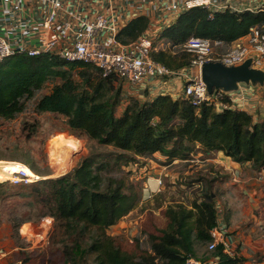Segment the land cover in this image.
<instances>
[{
    "label": "trees",
    "instance_id": "obj_1",
    "mask_svg": "<svg viewBox=\"0 0 264 264\" xmlns=\"http://www.w3.org/2000/svg\"><path fill=\"white\" fill-rule=\"evenodd\" d=\"M149 23L147 17L137 16L117 37L129 43ZM263 24L264 11L223 10L211 16L204 7L190 8L160 34L173 48H155V42L152 56L172 69L187 67L193 58L183 45L191 36L222 40L229 49L253 26ZM114 79L90 63L67 61L51 53H17L0 61V117L14 118L24 111L27 100L36 99V112L62 115L68 131L87 135L102 147L84 156L72 172L34 186L46 213L72 239L63 244L66 262L79 264L94 253L91 264H185L189 256L198 258L196 246L208 245L210 231L217 224L214 178L198 187L190 203L168 204L166 225L147 233V248L130 250L108 229L137 206L142 187L120 170L139 156L159 153L171 164L175 159L188 160L194 150L221 151L260 170L264 167V119L255 120L233 105L228 94L220 99L221 104L211 100L194 104L187 97L159 94L145 101L130 97L122 105V86ZM47 83H53L51 91L37 96ZM210 251L198 258L201 264H213V259L215 264L243 261L226 253L223 244Z\"/></svg>",
    "mask_w": 264,
    "mask_h": 264
},
{
    "label": "built area",
    "instance_id": "obj_2",
    "mask_svg": "<svg viewBox=\"0 0 264 264\" xmlns=\"http://www.w3.org/2000/svg\"><path fill=\"white\" fill-rule=\"evenodd\" d=\"M194 7L206 8L211 16L223 10L257 13L264 11V0H0V61L17 53H51L67 61L90 63L104 75H113L116 83L137 86L152 79L179 78L184 80L183 97L194 104L205 100L221 104L227 94L233 101L222 88L208 92L201 66L207 61L237 66L251 58V66L264 70V24L253 26L246 41L232 44L222 53L215 52L224 46L222 40L191 36L183 45L193 55L187 67L172 69L155 60L156 37ZM137 16L149 19L150 31L129 43L121 42L119 31ZM193 66L199 73H193ZM241 98L245 99V92ZM145 189L149 196L152 190ZM210 233V250L218 244L225 246L224 228L218 221ZM185 264L201 262L189 256Z\"/></svg>",
    "mask_w": 264,
    "mask_h": 264
},
{
    "label": "rangeland",
    "instance_id": "obj_3",
    "mask_svg": "<svg viewBox=\"0 0 264 264\" xmlns=\"http://www.w3.org/2000/svg\"><path fill=\"white\" fill-rule=\"evenodd\" d=\"M155 41L156 48H173L164 39L156 37ZM223 51L225 50L222 48L215 49V52L218 53ZM191 56L193 58L192 54ZM193 67L197 73L196 68L198 67ZM117 84L122 86V82H117ZM52 87L53 83H47L37 96L50 92ZM35 102L36 99L27 100L24 111L14 118L0 117V160L25 163L32 166L33 170L41 177L31 182L22 175L18 176L19 179L0 180V223L5 221L8 224L11 236L18 246L31 248L27 249L28 251H22L23 263L72 264L65 261L62 251L63 244L70 243L72 239L64 233L60 223L46 213L47 208L44 201H41L39 197L40 191L34 189V186H38V182L43 179L56 178L72 172L84 156L92 150L102 147L87 135H77L68 131V126L62 115L52 112H36ZM60 133L73 136L76 139V145L69 151L64 150L69 159H65L60 164V170L57 172L58 162L53 158L54 151L50 144L53 139H57ZM107 148L109 147L104 149ZM194 153L196 154V150ZM191 159H193L192 155L189 160ZM203 159L202 155L195 161L188 160L187 163H182L184 165L177 167L166 164L168 159L156 153L150 158L139 156L137 162L123 166L120 173L125 174L126 172L131 181L139 183L142 187V198L125 219L129 224L118 227L111 226L108 232L121 239L125 248L130 250L147 248V233L154 232L166 225L167 220L164 215L166 206L176 202L188 204L199 193L200 188L195 185V182L204 178V175L201 174L203 170L198 173L188 171L201 164L203 168H207ZM152 165L169 166L162 172L159 190H153L148 185L152 190L148 196L145 195L144 184L147 180V172ZM209 168L214 171L218 170L217 167H212L208 163ZM176 171H180V175L183 176L182 180L174 178ZM218 175L219 177L224 175L229 181L224 173H218ZM39 187H42L40 190H43L42 185ZM24 227H29L30 232L26 233L28 229H24ZM137 238L140 239L139 242L136 241ZM197 251L198 258L211 254L207 244L197 245ZM93 257L94 253L89 254L84 260L80 259L79 264H91Z\"/></svg>",
    "mask_w": 264,
    "mask_h": 264
},
{
    "label": "crops",
    "instance_id": "obj_4",
    "mask_svg": "<svg viewBox=\"0 0 264 264\" xmlns=\"http://www.w3.org/2000/svg\"><path fill=\"white\" fill-rule=\"evenodd\" d=\"M149 27L146 29V33L150 31ZM158 38L160 39V36ZM247 38L245 35L233 44L246 41ZM220 48L227 49L224 46ZM196 70L199 73V69L196 68ZM193 73L195 74V71ZM183 83L184 80L179 78L152 79L137 86L122 82V91L125 97L122 105H125L130 97L140 101L151 99L159 94H169L173 98L183 97ZM244 92L245 99H242L241 94ZM229 93L232 95L233 105L251 113L255 120L264 119V84L241 82L238 89L229 91ZM219 107L221 106L219 105ZM191 155L193 159H188L189 161H195L203 155V162H206L204 165L207 166V168H203L201 164L188 171L198 173L203 170L201 174L204 175V178L194 181L195 185L202 187L204 181L214 178L217 221L224 228L225 252L230 256L242 258L243 261L239 264H264V167L260 170L254 169L250 162H236L221 151L208 154L199 151L196 154L193 152ZM188 160L175 159L170 165L179 167L184 165L182 163H187ZM150 161L153 160L150 159ZM208 163L212 167H217L218 170L208 169ZM167 166L169 165L150 166L145 187L149 185L153 190H159V182L162 181L161 175ZM218 173H224L229 181L224 175L219 177ZM174 175L175 179L182 180L183 178L180 171H176ZM146 193L147 190H145V195ZM127 217L128 215L124 216L113 226L129 224L125 220ZM27 249L31 248H23L15 243L5 221L0 223V264H25L21 259V253ZM197 252L196 246V254ZM214 260L211 261L213 264L216 262Z\"/></svg>",
    "mask_w": 264,
    "mask_h": 264
},
{
    "label": "water",
    "instance_id": "obj_5",
    "mask_svg": "<svg viewBox=\"0 0 264 264\" xmlns=\"http://www.w3.org/2000/svg\"><path fill=\"white\" fill-rule=\"evenodd\" d=\"M252 59L237 66H226L219 61H207L201 66V78L207 84L208 92L214 89L236 90L241 82L264 84V70L254 68Z\"/></svg>",
    "mask_w": 264,
    "mask_h": 264
},
{
    "label": "bare ground",
    "instance_id": "obj_6",
    "mask_svg": "<svg viewBox=\"0 0 264 264\" xmlns=\"http://www.w3.org/2000/svg\"><path fill=\"white\" fill-rule=\"evenodd\" d=\"M79 144V143H78ZM76 145V139L70 135H64L60 133L57 136V139H53L50 146L53 148L54 151L53 158L57 159L58 162L56 165L57 172L60 170V164L64 162V160L69 159V156L65 154V151H69L70 148ZM58 155V156H56ZM64 171V170H63ZM20 175H23L28 178V181H34L35 179H40V175L37 174L33 168L29 165L18 162V161H2L0 160V180H7V179H19ZM30 227V226H29ZM29 227H24V229H28L26 233L30 232Z\"/></svg>",
    "mask_w": 264,
    "mask_h": 264
}]
</instances>
